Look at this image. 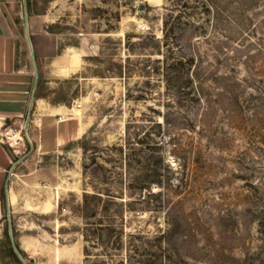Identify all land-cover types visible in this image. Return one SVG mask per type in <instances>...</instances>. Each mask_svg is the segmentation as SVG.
<instances>
[{
	"label": "rangeland",
	"instance_id": "374dc122",
	"mask_svg": "<svg viewBox=\"0 0 264 264\" xmlns=\"http://www.w3.org/2000/svg\"><path fill=\"white\" fill-rule=\"evenodd\" d=\"M25 3L77 68L39 93L81 134L19 163L47 241L79 264H264V0ZM23 4L0 0L24 36Z\"/></svg>",
	"mask_w": 264,
	"mask_h": 264
},
{
	"label": "crops",
	"instance_id": "0c3cea01",
	"mask_svg": "<svg viewBox=\"0 0 264 264\" xmlns=\"http://www.w3.org/2000/svg\"><path fill=\"white\" fill-rule=\"evenodd\" d=\"M29 38L37 79L25 28L23 36L0 9V133L4 125L19 121L31 113L33 121L29 135L36 147L35 153L55 154L67 142L79 137V122L71 115L73 107L51 103L40 95L39 78L47 70L55 78L66 77L75 73L77 68L75 60H67L56 54L58 42L54 34L36 29L29 32ZM46 83L54 82L51 80ZM59 115L62 116L60 121L57 120ZM12 158L9 149L0 143V253L2 250L4 252V262L0 264H19L10 260V248L25 264L33 260H36L35 264H59L62 258L59 256L56 260L57 248L61 249L60 255L63 254L70 264L81 263V243L76 241L63 251L64 248L57 247L55 241H47L41 219L44 204L37 195V188L35 194L30 193L28 197V187H21L20 181L33 186L37 179L33 174L39 169L27 172L18 164L16 172L14 168L9 174ZM13 175L17 177L16 180L12 178ZM54 206L53 202L52 209ZM6 227L11 230L10 244L5 238ZM16 245L25 257L19 254Z\"/></svg>",
	"mask_w": 264,
	"mask_h": 264
},
{
	"label": "built area",
	"instance_id": "2783aa9c",
	"mask_svg": "<svg viewBox=\"0 0 264 264\" xmlns=\"http://www.w3.org/2000/svg\"><path fill=\"white\" fill-rule=\"evenodd\" d=\"M57 120H62V116L59 115ZM32 121L33 120L30 118V114L28 113V115L23 117L21 120L6 124L2 128L0 133V143L9 149L13 155L9 174H12L13 169L21 161L25 160L24 158H26L27 147L29 148V151L34 150L35 145L29 135V124ZM22 147L25 148L24 151H21Z\"/></svg>",
	"mask_w": 264,
	"mask_h": 264
},
{
	"label": "water",
	"instance_id": "95a60500",
	"mask_svg": "<svg viewBox=\"0 0 264 264\" xmlns=\"http://www.w3.org/2000/svg\"><path fill=\"white\" fill-rule=\"evenodd\" d=\"M23 2H24L23 6H24V19H25V21H24L25 33H26L28 44H29V48H30V51H31V58H32L33 66H34V70H35V77L37 79L35 59H34V54H33V50H32L31 41H30V38H29L28 21H27V10H26L25 0H23ZM140 9H141V7H140ZM33 92H34V90H33ZM9 232H10V236H11V230L10 229H9ZM11 241L13 243L12 237H11ZM15 251L17 252L16 249H15ZM20 259H21L22 263L25 264V262L23 261V259L21 257H20Z\"/></svg>",
	"mask_w": 264,
	"mask_h": 264
},
{
	"label": "trees",
	"instance_id": "16d2710c",
	"mask_svg": "<svg viewBox=\"0 0 264 264\" xmlns=\"http://www.w3.org/2000/svg\"><path fill=\"white\" fill-rule=\"evenodd\" d=\"M27 1V6H28V0H26ZM5 235H7V233H6V231H5ZM9 244H10V242H9ZM16 248H17V250L19 251V253L23 256V257H25V255L21 252V250H19V248H18V246L16 245ZM10 250H12L11 248H10ZM13 253V252H12ZM14 254V253H13Z\"/></svg>",
	"mask_w": 264,
	"mask_h": 264
}]
</instances>
